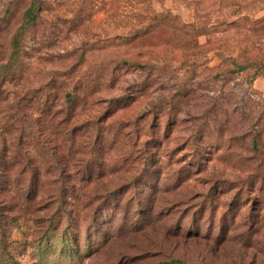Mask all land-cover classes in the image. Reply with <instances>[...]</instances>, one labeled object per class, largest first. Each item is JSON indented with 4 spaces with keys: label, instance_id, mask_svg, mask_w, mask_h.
Returning a JSON list of instances; mask_svg holds the SVG:
<instances>
[{
    "label": "rangeland",
    "instance_id": "rangeland-1",
    "mask_svg": "<svg viewBox=\"0 0 264 264\" xmlns=\"http://www.w3.org/2000/svg\"><path fill=\"white\" fill-rule=\"evenodd\" d=\"M27 3L0 0V154L6 125L38 131L37 91L76 64L96 83L68 104L94 140L82 168L120 170L119 143L152 133L162 159L108 201H0V264H264V0H43L29 26ZM32 150L29 170L78 169Z\"/></svg>",
    "mask_w": 264,
    "mask_h": 264
},
{
    "label": "trees",
    "instance_id": "trees-1",
    "mask_svg": "<svg viewBox=\"0 0 264 264\" xmlns=\"http://www.w3.org/2000/svg\"><path fill=\"white\" fill-rule=\"evenodd\" d=\"M42 1L28 0L23 12L27 26L34 24L36 14L42 9ZM23 31L16 30L10 37L12 56L17 54ZM180 31L186 34L189 29ZM254 60L257 63L264 62V56H256ZM117 63L127 64L129 59L119 58ZM230 63L233 68H229L228 71L234 69L241 71L246 66L245 62L243 63L237 58L232 59ZM150 64L146 62V66ZM151 66L158 67L153 64ZM74 68L76 70L61 74L62 80L56 82L53 92L41 91L39 94L37 91L35 103L40 110L38 117L43 119L38 131L25 122L20 123L21 125L18 127H14L12 123L6 125L8 134L13 133V135L10 139L2 137L5 149L0 154V201H108L111 197L129 192L131 188L135 189L139 185L142 171L150 161L151 163L161 162V155L158 157L152 155L154 150L150 146L161 145L160 140L152 133L150 139L141 145L134 146L133 149H123V147L128 148L129 142L121 141L119 143V153L112 158V161L120 170L104 172L82 168L86 158L82 159L76 155L80 153V149L86 148V146L93 147L94 140H92V136L85 134L86 130L84 132H81L80 129L77 130L78 120L75 119V111L70 109L68 104L74 99L82 97L83 108L91 98L96 83L92 79V75L86 79L82 78L81 68L76 64L71 67V69ZM110 70V67L104 64L97 74H102L105 77L106 74L111 73ZM45 132H48L49 141L60 142L61 146H56V150L59 151L62 148L64 157L69 162L79 164L78 169L55 171L54 168H47L40 171L38 168L30 170L27 168L28 164L32 165L35 162V156L31 157L29 153V151H33L32 148L37 149L36 155L40 156L41 161L45 160L47 164H57L56 157H52L54 156L53 152H56L55 148L50 146L49 142L46 143H49L50 147L44 144L45 139L42 134ZM84 138H88V141H84ZM23 139L28 140L29 144L25 143L24 146ZM261 139V132L256 130L251 137L252 146L256 147ZM47 156L49 161H47ZM59 157H63V155ZM15 166H18L17 170Z\"/></svg>",
    "mask_w": 264,
    "mask_h": 264
}]
</instances>
